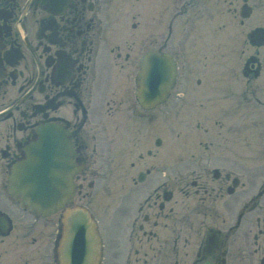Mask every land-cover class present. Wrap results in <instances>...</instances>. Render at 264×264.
Listing matches in <instances>:
<instances>
[{"label":"flooded vegetation","instance_id":"1","mask_svg":"<svg viewBox=\"0 0 264 264\" xmlns=\"http://www.w3.org/2000/svg\"><path fill=\"white\" fill-rule=\"evenodd\" d=\"M238 1L0 0V214L10 223L7 233L0 224V264L64 260L65 211L27 220L6 194L8 168L46 126L69 144L74 194L64 209L87 211L95 235L92 249L67 240L68 264H264V0L247 29L263 30L260 46L248 37L256 63L244 67L240 86L220 80L204 58L190 74L184 53L203 43L196 25L211 22L218 4L233 16ZM153 50L172 58L176 75L166 101L144 110L135 77ZM173 109L205 133L210 170L190 169L208 153H170ZM250 125L259 148L233 154L232 145H248ZM110 167L117 185L106 191L95 181L114 177Z\"/></svg>","mask_w":264,"mask_h":264},{"label":"rangeland","instance_id":"2","mask_svg":"<svg viewBox=\"0 0 264 264\" xmlns=\"http://www.w3.org/2000/svg\"><path fill=\"white\" fill-rule=\"evenodd\" d=\"M220 0H217L219 2ZM257 0H249V4L253 9V16L250 17L248 21L243 22V25L240 26L239 24V17H238V9L241 5V0L238 2H235L234 5H237L236 11L233 13V16L226 13V7L225 4H218L215 8V15L211 19V22H207L206 20L201 21V25H196V29L198 30L199 35V41L203 42L200 44L199 48L195 46L194 49L186 48L184 50V53L191 63L188 65V72L194 73L196 72V68L200 67L202 64V59L204 58L206 68L210 69L212 68V72H217L219 74L220 79H229L234 81V84L239 86L241 85V75H240V65L241 62L245 59L247 55L251 53V50H249L244 42V33L250 25H253L257 23L259 17H260V8L257 6ZM255 5V6H254ZM200 48L202 49V52L200 51ZM197 50L196 55L192 53V51ZM243 52V53H242ZM213 60H216L215 62H212ZM204 70V69H201ZM224 77V78H222ZM238 88H230L229 91L236 90ZM255 95H259L257 91L259 88L256 86L255 88ZM237 92V91H234ZM230 93V92H229ZM250 115H255V112L253 108L257 107V103L251 99L250 101ZM176 111H171V119H170V129H169V141L170 143L175 139L179 143V153H185V154H197L201 155V153H208L207 155L210 158L207 162H200L199 167L196 163L193 164V161H190L189 164H193L190 169L198 171V168L205 167V171L210 170L212 168V162L211 160L212 153L210 147L204 150V147L202 144L199 143L201 137L206 138L201 130H197L194 127L193 118H190V122L188 124L180 123L177 119L178 113H175ZM257 116V115H255ZM188 121V120H187ZM239 135L240 134H234ZM238 137V136H237ZM236 137V138H237ZM177 138V139H176ZM208 138V137H207ZM236 138H230L228 141H232L234 144H237ZM257 143V144H256ZM241 144V143H240ZM247 147V148H246ZM177 148V146H176ZM258 131L257 126L254 127L253 125H250L249 128V138H248V145L243 147V145H232V152L233 154H241L244 150L248 152L250 155L255 153V150L258 149ZM172 150V148H170ZM178 150V149H177ZM177 152V151H176ZM218 153V152H217ZM201 157H199L200 159ZM196 164V165H195ZM257 164V161L255 162ZM258 165V164H257ZM142 168V167H140ZM140 168L136 169L134 168L132 175H135L136 171L140 170ZM114 167H110L109 170L113 171V176L115 174ZM208 176V175H207ZM205 178L204 180H208L209 178ZM108 178V180L106 179ZM97 186L102 185L105 187V190L108 191L112 186H116V178L114 177H104V178H98L96 179ZM208 183V181H205ZM113 188V187H112ZM87 204H90L92 208H94L93 204H97V201L99 200L98 194H92V197L89 198ZM79 200V199H77ZM111 200V197L106 195L104 198V201L100 200L99 202H102V204L107 203ZM102 206L101 203L99 207ZM7 211V210H5ZM10 212V211H9ZM7 211V213L9 214ZM12 214V213H11ZM11 217L14 218V216ZM16 217V216H15ZM25 218L27 220L32 219L33 217L29 215H25Z\"/></svg>","mask_w":264,"mask_h":264},{"label":"water","instance_id":"3","mask_svg":"<svg viewBox=\"0 0 264 264\" xmlns=\"http://www.w3.org/2000/svg\"><path fill=\"white\" fill-rule=\"evenodd\" d=\"M165 59L155 52H149L141 59L137 97L143 106L155 105L167 95L174 71ZM147 79L153 84V96L147 95L146 91L150 89ZM25 155V160L10 171L9 193L30 211L45 215L59 209L71 194L66 191L65 184L60 187L61 179L56 169L60 164L53 163L49 149L40 153L36 143L27 148Z\"/></svg>","mask_w":264,"mask_h":264}]
</instances>
